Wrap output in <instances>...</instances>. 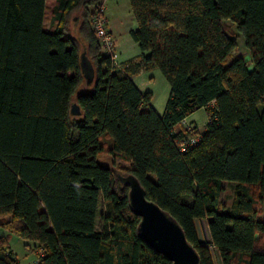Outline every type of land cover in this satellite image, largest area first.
Wrapping results in <instances>:
<instances>
[{
    "label": "trees",
    "instance_id": "obj_1",
    "mask_svg": "<svg viewBox=\"0 0 264 264\" xmlns=\"http://www.w3.org/2000/svg\"><path fill=\"white\" fill-rule=\"evenodd\" d=\"M46 3L0 0V228L42 252L35 264H170L138 236L140 218L117 178L132 174L200 264H213L209 246L222 264H264V0H129V35L146 55L122 72L92 30L100 0H54L48 27ZM79 8L82 51L66 33ZM225 21L243 35L251 68L242 57L225 65L236 47ZM82 54L95 86L77 93ZM142 66L169 86L162 115L130 79ZM200 108L203 132L187 120ZM184 118L200 137L181 152L185 130L172 129ZM103 152L110 167L96 160ZM224 183H234L229 206ZM197 219L207 220L210 241H199ZM0 264H19L5 237Z\"/></svg>",
    "mask_w": 264,
    "mask_h": 264
},
{
    "label": "water",
    "instance_id": "obj_2",
    "mask_svg": "<svg viewBox=\"0 0 264 264\" xmlns=\"http://www.w3.org/2000/svg\"><path fill=\"white\" fill-rule=\"evenodd\" d=\"M80 70L90 83L94 68L84 54L80 58ZM71 113H80L77 104L71 105ZM119 182L128 187V205L132 213L140 218L137 233L154 250L162 253L170 264H200L194 247L187 241L177 221L155 202L145 196V191L137 178L132 175L117 174Z\"/></svg>",
    "mask_w": 264,
    "mask_h": 264
},
{
    "label": "rangeland",
    "instance_id": "obj_3",
    "mask_svg": "<svg viewBox=\"0 0 264 264\" xmlns=\"http://www.w3.org/2000/svg\"><path fill=\"white\" fill-rule=\"evenodd\" d=\"M53 4L48 0L47 1V19L44 22V25L46 27L49 26V21L51 17V7ZM105 6V16L107 20L109 21L110 25L112 24H118L121 25V22H119V19H123V26L128 25L129 23H134V18L131 12L129 0H105L104 2ZM84 13L83 8H79L78 10L71 13L67 25V34L73 35L77 38L78 43L80 45V50L82 51L81 44H83V38L79 34V26L82 21V14ZM73 17H76V20H73ZM225 28L227 30V33L229 36L233 37L236 41V47L234 48L232 54L229 58H227L225 65H228L234 58L236 57H242L246 63L249 65V67H252V58L250 51L246 48L244 44V38L243 35L237 30L234 22L232 21H225ZM130 39V37H129ZM131 43H133L132 39H130ZM118 54V53H117ZM119 60V57L117 58ZM150 75L154 77L153 80V90H156L155 92H160L164 85L167 84L165 78L160 73V71L155 68L154 72H152ZM95 86V79H93L88 87H90L89 90H93ZM196 126L197 130L199 132H203L206 123L208 122V113L203 109H196L193 111L189 117ZM97 162L101 165L110 167L112 165L111 159L109 160L108 156L106 154L99 155L96 158ZM120 164V163H119ZM225 191L221 195V200L226 203L227 206L230 205L233 197V190L234 183H224ZM102 200L99 202L98 206V212H97V218H96V230H100L101 228V221L99 218V214L102 211ZM258 215L261 218H264V199H262L258 205ZM203 230L207 231V224L204 222L203 224ZM202 236V234H201ZM202 240L205 241L204 237H202ZM24 242L22 240H18L17 242H14L13 244V250L16 254L17 260L20 262V264H30L34 263L35 260L38 258L37 255V249L35 251H29L23 244Z\"/></svg>",
    "mask_w": 264,
    "mask_h": 264
},
{
    "label": "crops",
    "instance_id": "obj_4",
    "mask_svg": "<svg viewBox=\"0 0 264 264\" xmlns=\"http://www.w3.org/2000/svg\"><path fill=\"white\" fill-rule=\"evenodd\" d=\"M49 1L51 2V4H54V0H49ZM100 2L104 6L105 0H100ZM46 5H47V3H46ZM104 9H105V6H104ZM105 12H106V10H105ZM119 22H121V25H118L115 23L110 25L109 21L107 24L108 30L110 31V33L112 34V36L115 39L116 52L118 53L117 58L119 57L118 61L121 63H126L130 60H136L142 55H146L145 52L140 51V49L136 43H134L133 41H132L133 43H131V41H130L131 37L129 35V32H130V30L136 28L135 21H134V23L131 22L126 26H123V19H119ZM129 37H130V39H129ZM154 69L155 68H153V67L145 68L144 66H142L135 74L130 76V79L132 80V82L134 83V85L136 86V88L140 92L149 91L152 93V99L150 101V105L156 111V113L158 115H162L164 112L166 101H167L168 96H169V86H168V84L164 85V87L162 88V90L160 92H155L156 90H153L154 77L150 74L152 72H154ZM93 79H95V75H94ZM88 84H90V83H88L87 80H83L81 82L79 88L77 89V93L90 91L89 90L90 87H88ZM190 115L187 117V120L189 122H193L189 118ZM104 154H106L108 156L109 160L111 159L110 155L105 153V152L98 154V156L104 155ZM111 163H113L112 159H111ZM115 163L119 164L120 160L117 159L115 161ZM204 222H206V224H207L206 219H197L194 221L196 233H197L199 241H203L202 237H204L205 241H210V235H209L208 227H207L206 232L203 230ZM201 234H202V236H201ZM0 237H5L8 239V243H9V246L12 250V253L16 256L12 247H13L14 242H17L20 239L17 236L11 234L10 232H8L7 230L2 229V228H0ZM23 242H24L23 243L24 246L27 243L29 245H33L31 242L30 243L25 242V241H23ZM210 253H211V258H212L213 264H222L221 260H220L219 252L214 246L210 247ZM36 260L34 263H30V264H35ZM19 264H20V262H19Z\"/></svg>",
    "mask_w": 264,
    "mask_h": 264
},
{
    "label": "built area",
    "instance_id": "obj_5",
    "mask_svg": "<svg viewBox=\"0 0 264 264\" xmlns=\"http://www.w3.org/2000/svg\"><path fill=\"white\" fill-rule=\"evenodd\" d=\"M107 24L108 20L105 16V9L104 6L101 4L94 11V14L91 17L92 30L98 39L102 53H104L110 58L112 65L116 71L122 72L125 67V64L117 60L115 39L108 30ZM178 126L185 130V134L183 137H177L178 147L181 152H184L187 150V148L192 147L198 143L200 135L194 132L193 126L185 118L182 119L179 124L173 127L172 132L174 134L178 132ZM210 247L211 246H209V249ZM37 255L39 258L40 256H42V252L38 251Z\"/></svg>",
    "mask_w": 264,
    "mask_h": 264
}]
</instances>
